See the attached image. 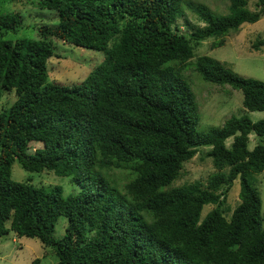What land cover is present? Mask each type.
<instances>
[{
  "label": "trees",
  "instance_id": "16d2710c",
  "mask_svg": "<svg viewBox=\"0 0 264 264\" xmlns=\"http://www.w3.org/2000/svg\"><path fill=\"white\" fill-rule=\"evenodd\" d=\"M36 1L58 20L35 26V37L3 39L22 17L0 13V98L16 96L0 111V238L36 237L52 247L54 264H264L254 185L264 170V117L230 116L198 130L195 93L182 75L205 40L219 37L210 47L221 46L263 17L264 0H228L226 12L198 0ZM55 40L107 48L81 80L64 85L47 81ZM252 48L264 49V36ZM194 63L204 80L241 90L245 110L264 112L263 81L209 55ZM32 142L40 146L31 151ZM200 148L215 171L205 183L173 186ZM15 159L27 171L70 176L80 190L64 196L58 186L15 181ZM236 179L239 201L230 208ZM206 205L214 207L202 215ZM60 216L67 224L57 238Z\"/></svg>",
  "mask_w": 264,
  "mask_h": 264
},
{
  "label": "rangeland",
  "instance_id": "374dc122",
  "mask_svg": "<svg viewBox=\"0 0 264 264\" xmlns=\"http://www.w3.org/2000/svg\"><path fill=\"white\" fill-rule=\"evenodd\" d=\"M206 3L210 8L218 12H226L228 0H198ZM254 8L253 1L250 2ZM14 15L19 13L22 17V26L15 31L3 30V39L14 40L16 38H32L36 36L35 26L38 24L57 23L55 10L41 8L36 0H0V13ZM187 17L192 23H199L195 15L186 10ZM184 19L178 17L176 22L183 29ZM264 36V16L254 23H243L235 32L224 36L225 43L211 48L212 37L194 49V57L186 65V72L182 75L189 82L195 93L198 104L200 119L197 124L198 130H206L209 126L221 125L230 116L248 115L253 121L264 117L262 111H248L242 106L243 94L241 90L233 89L230 85H218L204 80L195 70V59L200 55H209L234 72L245 76L259 79L264 82V49L254 50L252 43ZM55 52L57 57L52 56L48 62L47 81L55 79L57 83L64 85L73 84L81 80L93 67L104 58L106 50H92L90 48L67 45L61 40H55ZM111 46V43L109 44ZM13 91H4L0 98V111L8 107L15 100ZM252 140V139H251ZM230 139L227 143H230ZM253 143L255 142L253 138ZM40 144L32 142L30 150L39 147ZM253 144L249 143V148ZM208 148H200L195 156L183 163L180 175L174 180L173 186H180L195 181L206 182L208 176L215 171L211 158L207 156ZM11 178L15 181L30 182L36 187L46 191L54 187H60L64 196L73 195L80 190V186L71 180L70 176H59L53 171H27L15 159L11 166ZM255 186L262 201V213L264 216V170L255 176ZM239 179H236L228 192L226 204L233 208L239 201ZM214 205H206L202 215ZM229 214V213H228ZM264 223V221H263ZM67 219L60 216L55 225L57 238L64 234ZM37 259V262L35 261ZM58 260L57 255L50 246L44 245L36 237L16 236L9 232L0 238V264H54Z\"/></svg>",
  "mask_w": 264,
  "mask_h": 264
},
{
  "label": "crops",
  "instance_id": "0c3cea01",
  "mask_svg": "<svg viewBox=\"0 0 264 264\" xmlns=\"http://www.w3.org/2000/svg\"><path fill=\"white\" fill-rule=\"evenodd\" d=\"M253 138H254V140L256 141V138L254 137V135H250V142H249V143H252V144L254 145L255 142L253 143V141H252ZM251 139H252V140H251ZM252 147H253V146H252Z\"/></svg>",
  "mask_w": 264,
  "mask_h": 264
}]
</instances>
